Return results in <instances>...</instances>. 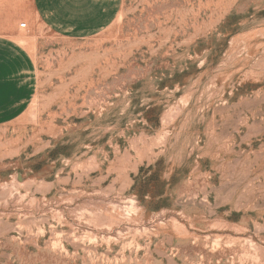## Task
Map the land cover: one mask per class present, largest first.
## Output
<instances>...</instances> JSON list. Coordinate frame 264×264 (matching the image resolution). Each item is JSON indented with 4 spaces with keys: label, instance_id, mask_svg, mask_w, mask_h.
Segmentation results:
<instances>
[{
    "label": "rangeland",
    "instance_id": "1",
    "mask_svg": "<svg viewBox=\"0 0 264 264\" xmlns=\"http://www.w3.org/2000/svg\"><path fill=\"white\" fill-rule=\"evenodd\" d=\"M29 9L0 18L38 69L0 126V264H264V0H122L80 40Z\"/></svg>",
    "mask_w": 264,
    "mask_h": 264
},
{
    "label": "crops",
    "instance_id": "2",
    "mask_svg": "<svg viewBox=\"0 0 264 264\" xmlns=\"http://www.w3.org/2000/svg\"><path fill=\"white\" fill-rule=\"evenodd\" d=\"M1 9L0 18L8 12ZM24 14L33 31L53 33L60 38L80 40L108 29L117 20L122 0H29ZM27 28V25H26ZM16 30H0V126L22 118L37 89V62Z\"/></svg>",
    "mask_w": 264,
    "mask_h": 264
},
{
    "label": "built area",
    "instance_id": "3",
    "mask_svg": "<svg viewBox=\"0 0 264 264\" xmlns=\"http://www.w3.org/2000/svg\"><path fill=\"white\" fill-rule=\"evenodd\" d=\"M26 23L21 24V28H26Z\"/></svg>",
    "mask_w": 264,
    "mask_h": 264
}]
</instances>
